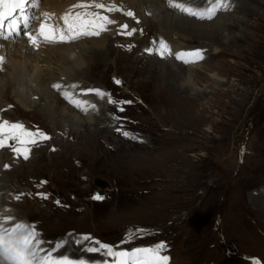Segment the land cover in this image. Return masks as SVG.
Returning <instances> with one entry per match:
<instances>
[{"label": "rangeland", "instance_id": "rangeland-1", "mask_svg": "<svg viewBox=\"0 0 264 264\" xmlns=\"http://www.w3.org/2000/svg\"><path fill=\"white\" fill-rule=\"evenodd\" d=\"M40 1L50 11L57 9L58 0ZM66 2L71 0L59 1ZM232 3L234 8L217 12L211 20L169 9L201 22L220 19L229 24L231 29L215 40L165 30L143 4V14L130 10L133 17L112 13L116 23L110 27L117 28L103 32L111 35V41L83 37L50 46L44 63L27 62L33 78L41 72L46 80L56 78L61 85L59 90L39 89L28 107L15 98L8 71L27 56L8 50L7 67L0 70V120L20 122L33 131L38 128L51 139L29 145L27 160L12 150L0 155V176L3 170L11 172L1 176L0 212H9L15 222L35 225L46 246L72 238L74 250L69 255H74L69 257L89 259L93 264L107 258L77 250L94 246L95 240L126 250L164 242L169 264H251L253 258L264 264V0ZM248 3L256 14L253 17L242 11ZM100 12L108 16L107 11ZM141 15L148 22L143 28L131 36L116 34L121 25H128L126 31L131 23L140 25L137 17ZM233 21L252 26H237ZM236 36L241 38L237 44ZM161 39L171 49L170 55L165 51V58L158 54ZM96 40L102 41L103 49L117 52H110L103 62L85 53L73 64L62 58L63 48L82 43L86 49L98 48ZM186 46L201 50L203 59L177 60L174 47L186 53L191 50ZM149 48L151 54L145 51ZM53 49L58 52L51 53ZM151 58L162 62L154 66L156 60ZM94 64L98 65L92 69ZM167 64L190 68L194 85L183 78L180 84L187 88L163 84L156 74L166 73ZM68 80L81 88L67 87ZM89 89L106 95L97 96ZM27 90H23L24 99ZM64 91L95 107L87 108L90 114L81 113L82 109L64 99ZM109 96L131 103L111 104ZM21 161L25 172L18 175L11 170L20 167ZM5 162L13 167L5 168ZM21 193L28 195L17 201ZM96 195L103 199L94 200ZM85 234L92 240L77 244Z\"/></svg>", "mask_w": 264, "mask_h": 264}, {"label": "snow or ice", "instance_id": "snow-or-ice-1", "mask_svg": "<svg viewBox=\"0 0 264 264\" xmlns=\"http://www.w3.org/2000/svg\"><path fill=\"white\" fill-rule=\"evenodd\" d=\"M168 3L172 5V0H168ZM208 4L210 7L205 8L203 11H193L181 3H176L172 6L199 19L209 20L218 11L228 10L230 6L227 0H208ZM38 6L39 0H0V39L7 41L13 34L20 36L21 26H23V36L27 42L31 46L38 48L40 40L46 43H55L72 42L83 37H98L102 32L107 31L108 25L116 23L107 15H102L100 11H89L88 9L94 7L97 10L113 12L117 10V6L115 4L106 6L103 2H95L93 0V3L73 5L71 9L59 17H55V14H42L43 20H41L36 34H33L30 25L34 20H39L40 17L34 13L30 15L29 10ZM72 9H84V11L73 12ZM126 15L133 17L134 13L128 11ZM127 29V24L121 25L119 34L131 36L136 31L135 28L130 31H126ZM145 51L151 54L153 49L149 48ZM165 51L169 55L171 54V49L161 39L159 41L158 54L163 58ZM186 55L203 59L201 50H194L189 53L179 52L176 53L175 58L181 60ZM4 60L5 57L0 56V64ZM183 62L189 63L192 61L184 60ZM116 83L119 84L120 81H116ZM52 87L57 90L61 89L60 84H53ZM70 87L76 88L77 85H71ZM87 91L94 92L100 97L106 95L99 89H89ZM63 97L76 108L87 111V107H85L87 101L75 99L68 91L63 92ZM108 102L111 104L131 103L130 101L118 102L111 99L110 96ZM92 107L94 108L95 105H92ZM120 110L123 111L122 108ZM123 135L127 137L129 133L124 132ZM49 139L51 137L38 128L33 131L20 122L0 120V149L9 146L7 142L12 141L14 143L11 145V149L17 157L22 156L23 159L27 160L31 152L29 145H35L40 141ZM52 150L54 151L55 149ZM7 167L9 166L5 165V168ZM41 183H46V181ZM23 195L28 194L21 193L16 199L19 200L20 196ZM37 195L44 199L48 198L45 193H38ZM92 198L94 200L103 199L99 195ZM56 203L59 204V201ZM4 211H10V209H5ZM139 231L141 230H137V232ZM90 240L92 238L85 234L76 243L83 244V242ZM44 244L45 241L40 238L35 225H29L26 222H15L13 216L4 215L0 212V264H93V262L86 259H73L67 255H55L65 246L63 242H57L53 248H45ZM92 244L94 246L86 247L84 250L88 253H99L105 256L107 259L102 264H169L170 261V257L163 254L167 247L164 242L150 247H137L131 250L117 249L98 240L92 241ZM96 264H100V262H96ZM251 264H261V262L253 258Z\"/></svg>", "mask_w": 264, "mask_h": 264}, {"label": "bare ground", "instance_id": "bare-ground-1", "mask_svg": "<svg viewBox=\"0 0 264 264\" xmlns=\"http://www.w3.org/2000/svg\"><path fill=\"white\" fill-rule=\"evenodd\" d=\"M60 0H58V5H56V12H59L58 14H55L53 13V11H50L49 9H47L46 7H43V9H45V13H49V14H55V17H59L61 16L62 14H64L65 12H67L69 9L72 8L73 5H76L78 3H93V0H71V3L70 2H66V3H59ZM172 1H177L176 3H181L183 5H185V7L187 6H190L189 8H191L193 11H203L205 8L207 7H210V5L208 4V0H172ZM95 2H105V0H95ZM142 2V3H141ZM228 4L230 6L229 7H233L234 8V4L232 3V0L231 2L227 1ZM243 2V1H242ZM54 3V2H53ZM175 3V4H176ZM243 3H246V1H244ZM47 4V3H46ZM106 6H111L112 4H115L117 6V10L112 12V13H115V12H118V15L120 17H126L128 18V16H126V12L124 10H122V8L124 9H127L129 8V10H136L138 9V14H143L144 13V9L143 11L141 10L142 8V4L145 6V8H149L150 11L153 13V17H156L157 18V21L158 23H162L163 25H165V30L166 29H174V31H177L179 33H184V32H190L191 34L193 35H197V36H202L204 35H207L210 40H215L216 38H219V37H222L223 36V32L222 31H227V29H231L229 26V24H226V23H223L220 19H216L214 23H210V22H201V21H198L196 19H192V18H187V17H182V14L181 16L178 15H175L173 13H170L171 10H175L177 12H181V13H186V12H183L181 10H178L176 9L174 6V2L172 5H170L168 3V0H141L140 3L138 2V0H108L107 3H105ZM136 4H137V7L136 8ZM237 4V3H236ZM235 6H238L236 5ZM254 6V5H253ZM199 7V8H198ZM252 6L248 3L246 4V7H243V12L245 11L246 14H249L251 15L252 17L255 16V12L252 10L251 8ZM204 8V9H203ZM239 8V6H238ZM169 9H171L169 11ZM229 9V8H228ZM254 9V8H253ZM49 10V11H48ZM89 11H95L97 9H95L94 7L88 9ZM54 11V12H55ZM73 11H84V9H73ZM106 11V10H105ZM220 11H224V10H220ZM218 11V12H220ZM261 11V10H260ZM148 12V11H147ZM176 13V12H175ZM221 13V12H220ZM264 13V12H263ZM146 14V13H145ZM144 14V15H145ZM149 14V13H147ZM262 14V13H261ZM144 15L141 17H137V18H140L141 22H140V25H135L134 23L130 24V30L135 28L138 30H140V28H143L145 23H148L147 22V18L144 17ZM151 15V13L149 14ZM188 15V14H187ZM43 16V15H42ZM192 16V15H190ZM218 16V15H217ZM54 17V18H55ZM261 17H264L261 16ZM261 17H258L257 20L261 21ZM194 18V16H193ZM219 18V17H218ZM136 19V18H135ZM199 19V18H198ZM139 21V19H137ZM136 20V21H137ZM154 20V19H153ZM152 20V21H153ZM233 23L237 26L239 25H242L243 23L242 22H234ZM245 26H248V27H251V23H245L243 24ZM112 26V25H111ZM151 26H152V23H151ZM262 26V25H261ZM39 27V25L37 24L35 26V28L37 29ZM156 27V26H155ZM117 28V26L115 28L113 27H108L107 28V31H104V32H113L115 29ZM162 28H164L162 26ZM153 29V28H151ZM150 30L149 27L147 29H144L143 32L146 34V32ZM168 30V31H170ZM160 31V30H159ZM118 32V31H117ZM116 32V33H117ZM171 33V32H170ZM173 33V31H172ZM174 34V33H173ZM114 35V34H113ZM171 35V34H170ZM180 35V34H179ZM111 35H106L104 34L103 32L98 36V37H104L106 38L105 41H111L110 40V37ZM162 36H166L165 33L162 34ZM177 36V35H176ZM183 36V35H182ZM19 37V36H17ZM95 37V36H93ZM98 37H95V38H98ZM148 37V35H147ZM167 37V36H166ZM135 38V37H134ZM133 38V39H134ZM169 38L171 41H172V38L173 37H167ZM174 38H175V35H174ZM116 39V38H115ZM114 39V40H115ZM198 40H200L199 38H196ZM201 39H204L203 37ZM207 39V38H206ZM205 40V39H204ZM208 40V39H207ZM249 39L246 40V42H249L248 41ZM97 42H95V45L98 46V48L96 47H89L88 49H86L85 47V43H82L81 45H79V47H70L68 46L67 48H63L62 51H65L66 49V52L64 54H61L62 55V58L64 57H67L69 58L70 60V63L73 64L75 61L79 60L81 58V56L83 55V53L86 54V56H92L91 58H98L99 60H106L110 54V52L114 51V52H117V49H113L111 47H107L106 50L103 49V47L101 46V40H96ZM132 41V40H131ZM166 41V40H165ZM233 41L237 44L241 41V38L240 37H234ZM64 43H67V42H64ZM256 43V42H255ZM0 44L2 46H0V56H4L6 57L7 56V51H16L18 50L23 56H27L26 58H24V63H22L21 61H16V65L11 69V68H8V71H9V75H11L13 77V81H12V90L14 91V94H15V98H17L20 102V105L21 106H24V107H28L30 103H27L31 99L32 95L34 96V94L39 90V89H42V88H46L47 86L50 88L52 87L53 84H60L59 80H56V78L52 80V78H48L46 80V75L45 74H42L41 72H38L37 74H34V78H33V75H32V70L30 71V68L27 67V62L29 63V61L31 62H35L37 65L40 64V63H44L46 62L45 58L47 55H49L48 53V50L50 48V46H46L47 48L46 49H41L40 51L36 52L34 51L33 49H31L30 47H28V45L23 41V39H15V40H12V39H8L7 41L3 40V39H0ZM108 45V44H107ZM141 45V44H140ZM159 46V45H158ZM208 46V45H207ZM258 46V45H257ZM53 47V46H51ZM196 47H190L189 46H186L184 47V49H191L190 51L188 50L186 53H189V52H192L194 50H197L195 49ZM105 50V51H104ZM155 50V49H154ZM174 53L176 56V53H179V52H182L181 51V48H177V47H174ZM172 50V51H173ZM50 51V50H49ZM52 51V50H51ZM57 51V50H56ZM55 51V52H56ZM158 51V50H157ZM176 51V52H175ZM54 52V49L51 53H55ZM58 52V51H57ZM46 53V54H45ZM48 53V54H47ZM57 54V53H56ZM131 54V53H130ZM46 55V56H45ZM51 55V54H50ZM117 55V54H116ZM52 56V55H51ZM50 56V57H51ZM55 56V55H54ZM53 56V57H54ZM137 56V55H136ZM186 58V60H189V59H193L195 58V56H184ZM55 58V57H54ZM165 58V57H164ZM50 59V58H49ZM153 60H156L154 64V66L158 65L160 62H162L161 60H159L158 58H151ZM64 60V59H63ZM67 60V59H66ZM67 60V61H69ZM130 60V59H129ZM132 60V59H131ZM7 61V60H6ZM78 62V61H77ZM3 64V63H2ZM1 64V65H2ZM98 64H94L92 66V69H94V66H96ZM167 66H169L167 64ZM7 67V66H6ZM5 67V68H6ZM199 65L196 66V68H198ZM171 68V69H170ZM173 68H178L177 70H179V72H175L174 70H172ZM96 69V68H95ZM156 70H158V68H155ZM37 70V69H36ZM80 70V68H79ZM176 70V71H177ZM85 71V70H84ZM154 71V70H153ZM29 72V73H28ZM35 72V71H34ZM0 73L2 74V72L0 71ZM151 73V72H150ZM193 72L191 71L190 68L187 69V71L185 69H182L180 67H177V66H174V67H167V72H158L156 74V78L159 79L160 81H163L164 83L163 84H166L167 86H169L170 88H187L185 87V85H181L180 84V79L183 78V79H186L187 82H190L194 85V82H196V78L192 80L191 78V74ZM78 74V73H77ZM153 75V74H152ZM155 75V74H154ZM90 77V76H89ZM66 78V77H64ZM61 79V78H60ZM66 81V79L64 80ZM63 81V82H64ZM185 81V80H184ZM67 84V87L69 88H72L70 87L71 85H77L76 89L78 90V88H81L79 87L78 84H76L74 81L72 80H68L66 82ZM27 90L28 94H26V97L27 99H24V94H23V90ZM75 88H73V90H76ZM196 89V88H195ZM71 90L72 92L71 93H74V91ZM192 90V89H191ZM80 91V90H79ZM195 91V90H194ZM36 98V97H34ZM85 101H87V105H85V107L91 109L92 106H91V103L90 101H88L87 99L84 98ZM30 102V101H29ZM35 102V101H34ZM16 103V102H15ZM98 105V104H97ZM55 112H58V111H55ZM82 112H86V111H81ZM89 114H90V111L88 110L87 111ZM87 114V113H86ZM58 115V114H57ZM101 119H102V116H100ZM99 117V118H100ZM58 120V119H57ZM55 134V133H54ZM56 139V138H55ZM43 143V142H42ZM41 143V144H42ZM13 143H9L8 145H12ZM9 150H12L11 149V146L8 147L7 149H1V153L0 155L8 152ZM3 156V155H2ZM68 157V156H67ZM23 159V158H22ZM13 164H15V160L13 159L12 160ZM24 163L23 161L20 162V167H16L14 168L12 166L11 163H7L5 162L3 166L5 165H8L9 167H7L8 169H11L13 167V169L11 170L12 172H17L18 175L19 174H22L24 173V169L22 166H24ZM16 165V164H15ZM18 166V165H17ZM22 171V172H21ZM21 172V173H20ZM11 172H7L5 170H3L2 172V177L6 175H9ZM11 175V174H10ZM0 176V182H2V177ZM2 184V183H1ZM2 186V185H0ZM5 187V186H4ZM2 191V190H1ZM0 191V192H1ZM26 192V191H25ZM5 198H2V200H4ZM21 199V197H20ZM19 201V200H17ZM16 201V202H17ZM1 202V201H0ZM9 205V204H8ZM7 204H5V206H8ZM3 213V212H2ZM9 213V212H8ZM8 213H3L4 215H9ZM11 215V214H10ZM21 219V218H20ZM17 220V219H16ZM40 222V221H39ZM51 222V221H50ZM54 222V221H53ZM42 224V222H41ZM43 226V225H42ZM149 234V233H148ZM52 238V237H51ZM130 239H132L131 237H129ZM76 239V238H75ZM73 239L68 237L66 239V242H69V244L66 246H64L63 248H61L62 250H59L55 255H59V256H62V255H67V256H71L72 254L69 255V253H71V251L74 250V248L72 247V241ZM77 241V240H76ZM75 241V242H76ZM125 242L128 241V238H126L124 240ZM65 242V243H66ZM55 243H52V245H49V246H46L44 245V247H49V248H53L55 247ZM86 247V246H84ZM80 248V247H79ZM85 248H83V250H77L80 252V254H82V252L84 251ZM76 251V252H77ZM67 252V253H66ZM66 253V254H65ZM74 255V254H73ZM72 255V256H73ZM81 256V255H80ZM76 259H83L82 257H78ZM89 260V259H88ZM105 259L103 258L102 260L100 261H104ZM102 263V262H101Z\"/></svg>", "mask_w": 264, "mask_h": 264}]
</instances>
